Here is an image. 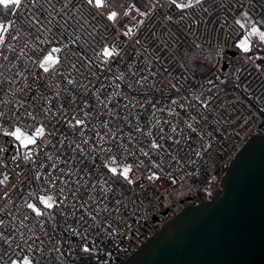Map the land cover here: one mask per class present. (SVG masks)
<instances>
[{
	"label": "built area",
	"instance_id": "obj_1",
	"mask_svg": "<svg viewBox=\"0 0 264 264\" xmlns=\"http://www.w3.org/2000/svg\"><path fill=\"white\" fill-rule=\"evenodd\" d=\"M201 7H208L210 14ZM68 9L71 12L65 14ZM112 11L118 13L115 22L107 19ZM32 16L43 26H34ZM263 17L264 0H205L203 6L183 13L170 0H105L100 9L85 0H39L36 6L25 0L24 7L13 8L0 19L4 24L15 21L3 48L9 60L0 57V148L4 149L0 152V220L4 221L0 232L12 241L9 248L0 239V255L14 251L13 259L22 256L15 248L20 244L34 264H122L166 221L189 206L211 201L239 150L252 136H264V45L251 36L249 41L257 44L254 52L247 55L238 49L237 41L249 31L235 23ZM189 24L191 29L186 27ZM128 28L132 32L125 36ZM37 36L45 42L41 44ZM77 36L80 39L71 43ZM193 40L200 45L197 49L216 54L213 66L201 76L182 59L184 51L195 48ZM9 43L15 45L14 53L8 51ZM165 43L168 47L158 51ZM105 45L120 53L107 63L97 55ZM52 47L63 49L56 54L61 62L43 73L33 61L46 54L40 49ZM228 52L240 58L230 86L205 92L223 81ZM61 104L69 120L78 116L85 121L82 132L68 126ZM81 109L89 115L85 117ZM17 125L29 134L38 126L45 128V135L29 146L31 159H25L29 149H20L14 138L2 134ZM153 139L161 149L150 147ZM78 144L83 153L80 148L72 150ZM18 149L20 154L13 160ZM125 149L133 154L127 155ZM110 156H116L120 165L133 166L132 185L107 172L104 164ZM153 172L159 178L149 180ZM37 175L41 178L35 179ZM105 179L110 188L103 184ZM48 195L57 202L67 199L49 210L39 201ZM105 196L101 208L106 205L109 211L93 213L95 221L87 215L79 219L85 209L76 204L77 199L88 200L85 208H94ZM27 203L36 204L44 215L36 216ZM85 238L93 248L90 254L80 250ZM3 264H10L7 257Z\"/></svg>",
	"mask_w": 264,
	"mask_h": 264
},
{
	"label": "water",
	"instance_id": "obj_2",
	"mask_svg": "<svg viewBox=\"0 0 264 264\" xmlns=\"http://www.w3.org/2000/svg\"><path fill=\"white\" fill-rule=\"evenodd\" d=\"M220 186L211 201L166 221L122 264H264V136L249 138Z\"/></svg>",
	"mask_w": 264,
	"mask_h": 264
},
{
	"label": "snow or ice",
	"instance_id": "obj_3",
	"mask_svg": "<svg viewBox=\"0 0 264 264\" xmlns=\"http://www.w3.org/2000/svg\"><path fill=\"white\" fill-rule=\"evenodd\" d=\"M27 2L33 6H36L37 3L39 2V0H27ZM49 3H51V0H48ZM86 4L89 6H94L96 9H100L102 7H104L105 4V0H85ZM171 4L175 5V7L177 9H180L181 12L183 13V10L185 9H195L197 5H201L203 6L205 3V0H187L186 3H177V0H170ZM69 3H71V0H69ZM25 4V0H0V7H2L3 9L9 10L11 11L13 8L19 10L22 7H24ZM201 11H203L204 13H208L210 14V9L208 7H201L200 9ZM40 11H44L43 8H40ZM53 12H56V9L53 7L52 9ZM137 11H139V9H137ZM71 12V9H68V12L65 14H69ZM59 14V13H57ZM127 14V13H126ZM140 15H147V13L141 12ZM243 15L245 17L248 16V13H243ZM118 13L115 11L110 12L107 15V19L109 21H113L115 22L117 19ZM63 19V17H61ZM45 19L48 21L49 24H52L53 21L51 19V16L47 13H45ZM166 19H171V17H166ZM180 20H184L185 17L184 15H181L179 17ZM34 26L37 24H40L41 26L42 23L40 21V19L37 16H32L31 17V21H30ZM65 23H67V21H65ZM195 23V21L193 22ZM235 23L237 25H239V27L241 29H243L246 24L242 23L241 20L237 19L235 21ZM15 24V21H12L10 24H4V23H0V57H2V59L4 61H8L9 60V56L5 53V51L3 50L4 45L6 43V39H5V35L9 32V29L12 25ZM81 27H83V25H80ZM188 29L192 28V24H189L186 26ZM132 29L128 28V30L126 32H124L123 34L125 36L131 34ZM193 36H195L196 34L193 32L191 33ZM61 35H64L63 32H61ZM89 35H91V33H89ZM155 35V33H153V36ZM19 36V32L16 33V35H13L11 37V39L13 41H15ZM251 36H255L258 38V40L264 44V28L261 27H257L256 24H252L250 31L245 35V37L239 41V43H237L236 47L238 49H241L243 52L248 53L250 51L251 48V43L249 41V37ZM37 41H39L41 44H43L45 41L41 40V38L39 36L36 37ZM54 39V37L52 38ZM80 37L77 36L75 40H72L71 43L75 44L77 40H79ZM49 43H51L52 41L49 40ZM136 43H140L139 40L136 41ZM193 45L195 48H199L200 45L195 43V40H193ZM28 45L25 44V47H27ZM168 45L165 43L164 47L159 49L158 51H163L165 48H167ZM7 49L8 51L11 52H15V45L12 43H9L7 45ZM39 51H41L42 53L46 52V54L42 55V59L38 60V61H33V63H36L38 65V67L40 69H42L43 73H49L50 70L54 69L55 66L57 64H60V59L59 57L56 55L57 53H60L61 51H63V49L61 47H52L50 50H46V49H40ZM21 54H23V49H21ZM98 56H102L104 58V62L107 63L109 59H111L114 56H118L120 55L119 51L115 48L112 47L110 48L109 46H102V50L100 52L97 53ZM16 59H19V56L16 57ZM87 59V58H85ZM157 59H159V55H157ZM89 64L92 63V61H88ZM73 67H75V65H73ZM81 67H83V65H81ZM165 71H167V69H165ZM77 72H79V69H77ZM0 75H3V73H0ZM19 75V73H18ZM147 77H142L141 79H146ZM36 79H39V77H36ZM68 83L72 84L73 81L71 79H68ZM137 83H141V80H137ZM209 83H211V81H209ZM173 88H176V85L173 84L172 85ZM59 95V94H57ZM173 103H177V101L173 100ZM47 103L49 104V106H51V101H47ZM101 103H103V101H101ZM208 105L205 103L204 107H207ZM153 107H155V105H153ZM181 107H183V105H181ZM59 109L61 111H63L65 113V115L63 116V119L65 120V122L68 124V126L72 127V128H81L82 125L85 124V121L83 119L78 118V116H72L71 120H69L67 118V112L68 110L64 108L63 104H61L59 106ZM81 112L83 113V115L85 117H87L89 115V113L87 112H83V109H81ZM47 114V112L45 113ZM3 116V113L0 112V117ZM27 116L32 118L33 120L35 119V117L33 116L32 112H28ZM72 121H75V123L73 124ZM189 128H191V125H188ZM139 130V129H138ZM193 131H195V129H192ZM83 131V129L81 128V132ZM173 132H176V128H172ZM4 136H9L14 138V140L16 142H18L19 144V148L20 149H29V151L25 154V159H31L32 156V152L29 146L31 145H36L37 143V139L38 138H42L45 135V128L43 125L38 126L35 128L34 132H32L31 134H29L27 131H25L21 126L17 125L14 129H12L11 131L9 130H5L2 133ZM105 136H108L109 133L106 132L104 134ZM97 136L100 139H104L103 136H99V133H97ZM112 139H115V137H110ZM165 137L161 136L160 139L163 140ZM84 144H87L88 141L84 140L82 141ZM181 141L180 140H176L174 141V143L179 144ZM150 147L153 149H161L162 145L160 143H158L155 139H153L151 141ZM77 148H80V145H76L75 148H73V151H76ZM101 151H108L110 152L111 149H103L101 147L100 149ZM4 151V149L0 148V152ZM81 153H83V149L80 148ZM141 151H143L141 149ZM125 152L127 155H132L133 153L131 152H127V150L125 149ZM19 149L17 151V156L13 157V160H16L19 156ZM143 155L144 156H148L149 153L147 151H143ZM138 167L140 166L139 164L137 165ZM152 166L153 167H159L158 164H156L155 162H152ZM105 169H107V172L110 173L112 176H119L122 177V179L124 181H126L129 185H132L134 183V181L130 178V173H132L133 171V166L131 164H123L120 165L117 163V157L116 156H110L109 157V162H105L104 164ZM41 177L39 175H37L35 177V179H40ZM159 177L156 175L155 172H153L151 175L148 176L149 180L152 179H158ZM5 180H7V176L4 177ZM55 177H53V181H52V186L54 187V182H55ZM0 183H3V181H0ZM103 184L104 185H108V180H103ZM109 188L111 187L110 185H108ZM93 187H95V185H93ZM100 191L103 193L105 191L104 187L100 188ZM61 192H63V189H61ZM73 196L76 195L75 192L72 193ZM67 197H64L63 199H61L59 202H57L56 200H54L53 196L48 195L47 197L45 196H41L39 197V201L41 204L44 205V207L46 209H53L54 207H59L60 204L64 203V200H66ZM107 199V197H103V199H101L99 202L96 203V207H88L85 208L86 205H88V200H81V199H77L76 204H79L80 208H84L85 211L81 214V216L79 217L80 220H84L85 216L87 215L92 221L96 220V215H93V213H99L100 211H104L107 212L109 211L108 207L105 205L101 208V205L103 204V201ZM89 200H93L95 202V197H89ZM116 203H119V201H116ZM26 207L28 209H31V211L33 213H35L36 216H42L44 215V213L41 211V209L39 207H37L36 204L34 203H27ZM73 207L75 208L76 205L74 204ZM27 219V218H26ZM85 223H87V221H85ZM4 221L0 220V225H3ZM89 227H91V225H89ZM71 231H73L74 234H76V230L75 229H70ZM46 234V233H45ZM23 238V237H22ZM0 239L3 240V243L8 245L9 248L12 247V241L10 239V237L4 236L3 232H0ZM28 239H32V237H28ZM38 239V237H37ZM25 243H27V240H25ZM15 248L19 249L21 253H24L22 256H17L15 259L12 258L13 255H15V252H4L3 255H0V264H3L5 257L8 258V260L10 261V264H34V261L32 260V258H30V256L25 252L24 248H21L20 244H16ZM32 248L31 244H28V249L30 250ZM41 251L43 249H40ZM82 252L84 253H91L93 251V248L89 247L86 238H85V243L81 246L80 249ZM57 251H59V249H57Z\"/></svg>",
	"mask_w": 264,
	"mask_h": 264
},
{
	"label": "trees",
	"instance_id": "obj_4",
	"mask_svg": "<svg viewBox=\"0 0 264 264\" xmlns=\"http://www.w3.org/2000/svg\"><path fill=\"white\" fill-rule=\"evenodd\" d=\"M8 13H10L9 10L0 7V19L6 18ZM225 57L229 65L223 74V81L213 88L208 87L209 89H206L205 92L211 94L220 89L227 88L228 86H230L235 71L240 65V59H236L238 58V56H235L234 54H227ZM182 59L195 75L201 76L207 73L213 66L216 60V54L211 51L193 48L190 51H184L182 54Z\"/></svg>",
	"mask_w": 264,
	"mask_h": 264
},
{
	"label": "rangeland",
	"instance_id": "obj_5",
	"mask_svg": "<svg viewBox=\"0 0 264 264\" xmlns=\"http://www.w3.org/2000/svg\"><path fill=\"white\" fill-rule=\"evenodd\" d=\"M187 2V0H185V2L184 3H186ZM245 24H246V26L244 27V30L245 31H250V29H251V26H252V24H256L257 25V27H261V28H264V17L262 18V19H260L259 21H253V22H245ZM244 37H241L238 41H237V43H239V41L240 40H242ZM260 42V41H259ZM237 43H236V45H237ZM251 43V42H250ZM261 43V42H260ZM251 48H250V51L248 52V53H245V54H247V55H249V54H251L252 52H254V50H255V47H256V45L257 44H254V43H251ZM262 45H264V44H262ZM241 50V49H240ZM242 51V50H241ZM236 59H240V58H236ZM45 197H47V196H45ZM42 206H43V208H45L44 207V205L43 204H41ZM42 211V210H41Z\"/></svg>",
	"mask_w": 264,
	"mask_h": 264
}]
</instances>
